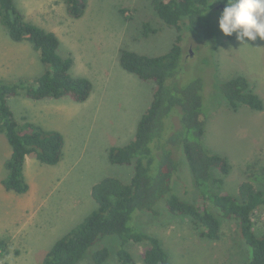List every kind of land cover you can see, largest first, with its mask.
Segmentation results:
<instances>
[{
	"label": "rangeland",
	"instance_id": "rangeland-1",
	"mask_svg": "<svg viewBox=\"0 0 264 264\" xmlns=\"http://www.w3.org/2000/svg\"><path fill=\"white\" fill-rule=\"evenodd\" d=\"M14 2L25 21L56 35L58 54L72 59L70 74L86 78L92 90L83 103L68 98L9 99L17 121L25 119L60 132L64 146L54 166L40 164L34 155L26 158V193L5 191L0 184V264H41L54 242L95 210L90 195L95 183L105 177L129 181L132 166L111 164L107 150L133 138L136 124L151 102L154 84L126 72L119 63L121 51L164 55L180 36L184 62H180L177 79L181 84L201 80L204 144L226 157L231 167L217 191L236 196L238 185L249 179L256 187H264V41L257 38L241 45L235 33L229 37L220 31L210 49L195 41L184 27L177 31L166 26L155 15L150 0H87L83 14L76 19L67 16L62 0ZM218 11L211 18L219 28L223 9ZM143 23L153 33L144 36ZM41 69L31 47L11 42L0 24V82L34 79ZM236 75L244 77L260 97L261 111L246 106L232 111L219 103L213 84ZM9 152L0 137V181ZM177 158L174 190L183 200L199 203L186 161L181 153ZM141 219L144 230L160 240L170 264H239L245 254L236 245L233 220L222 221L219 238L208 240L187 218L143 215ZM252 221L254 231L264 236V208L256 211ZM103 246L114 253L116 242L102 240L78 264H91L89 255ZM126 249L134 264H144L146 246L129 244ZM106 264H116L113 255Z\"/></svg>",
	"mask_w": 264,
	"mask_h": 264
},
{
	"label": "trees",
	"instance_id": "trees-1",
	"mask_svg": "<svg viewBox=\"0 0 264 264\" xmlns=\"http://www.w3.org/2000/svg\"><path fill=\"white\" fill-rule=\"evenodd\" d=\"M68 17L79 18L87 0H62ZM150 0L155 15L168 27H182L199 44L213 48L220 29L212 21L218 13L213 4L226 6V0ZM124 10H121L123 13ZM0 24L13 43L25 42L37 55L42 72L30 80L0 82V137L9 146L4 161L5 176L0 181L5 191L24 194L25 160L34 155L43 165H56L63 153L60 132L42 128L25 119L17 121L8 105L12 97L31 101L68 98L85 102L92 90L84 77L71 73L72 59L58 54L59 40L52 32L27 22L14 0H0ZM142 24L144 36L153 33ZM230 37V36H229ZM181 37L177 36L164 55L148 57L121 51L120 66L141 81L154 84L151 102L140 116L133 138L122 146L107 150L111 164L132 166V175L124 183L105 177L90 191L96 208L75 228L56 240L41 264H78L104 239L116 242L114 253L108 247L95 249L89 255L91 264H106L111 255L116 264H134L129 244L144 245V264H170L160 240L144 230L141 216L187 218L202 237L217 240L222 221L233 220L236 245L245 249L239 264H264V236L253 229L252 218L264 208V187L251 179L237 187V195L219 193L230 172L226 157L204 144L205 118L202 113V82L195 79L181 84L177 75L183 60ZM221 104L232 111L248 107L261 111L263 102L241 75L214 83ZM179 153L184 157L199 203L183 200L174 190ZM255 179L257 177H254ZM258 179V178H257Z\"/></svg>",
	"mask_w": 264,
	"mask_h": 264
},
{
	"label": "clouds",
	"instance_id": "clouds-1",
	"mask_svg": "<svg viewBox=\"0 0 264 264\" xmlns=\"http://www.w3.org/2000/svg\"><path fill=\"white\" fill-rule=\"evenodd\" d=\"M218 26L225 36L235 33L241 45L264 41V0H226Z\"/></svg>",
	"mask_w": 264,
	"mask_h": 264
},
{
	"label": "water",
	"instance_id": "water-1",
	"mask_svg": "<svg viewBox=\"0 0 264 264\" xmlns=\"http://www.w3.org/2000/svg\"><path fill=\"white\" fill-rule=\"evenodd\" d=\"M224 7H225V5L220 4V5H219L218 7H216V8L224 9Z\"/></svg>",
	"mask_w": 264,
	"mask_h": 264
}]
</instances>
